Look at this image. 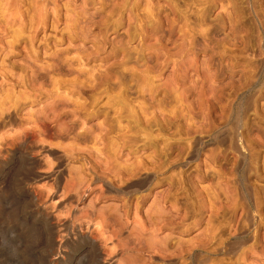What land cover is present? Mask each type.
I'll list each match as a JSON object with an SVG mask.
<instances>
[{"label": "rangeland", "instance_id": "1", "mask_svg": "<svg viewBox=\"0 0 264 264\" xmlns=\"http://www.w3.org/2000/svg\"><path fill=\"white\" fill-rule=\"evenodd\" d=\"M0 90V264H264V0H0Z\"/></svg>", "mask_w": 264, "mask_h": 264}, {"label": "bare ground", "instance_id": "2", "mask_svg": "<svg viewBox=\"0 0 264 264\" xmlns=\"http://www.w3.org/2000/svg\"><path fill=\"white\" fill-rule=\"evenodd\" d=\"M9 31V30H8ZM13 33V32H12ZM16 34V33H15ZM13 36V35H12ZM18 37H20V36H18ZM14 38V37H13ZM71 54V53H70ZM69 54V55H70ZM59 55V54H58ZM15 56V55H14ZM13 56V57H14ZM60 56V55H59ZM71 56V55H70ZM61 57V56H60ZM50 58V57H49ZM65 58V57H64ZM60 59V58H59ZM73 59V58H72ZM46 61L48 60V59H45ZM5 61V60H4ZM71 62H73V60L71 61ZM47 63V62H46ZM69 63H70V61H69ZM75 63V62H74ZM6 64V63H5ZM63 64V63H62ZM73 64V63H72ZM59 65V64H58ZM72 68H73V66H74V64H73V66L72 65H70ZM84 67V66H83ZM63 68V67H62ZM80 68V67H79ZM85 70V69H84ZM5 71V70H4ZM50 71V70H49ZM80 71V70H79ZM78 71V72H79ZM87 71V70H86ZM53 72H54V70H53ZM94 72V71H93ZM93 72H88L87 71V73H84L87 77L90 75V74H92ZM47 74H48V72H47ZM50 75V74H49ZM52 75V74H51ZM84 75V76H85ZM48 76V75H47ZM92 76V75H91ZM9 77V76H8ZM84 78V77H83ZM46 79V78H45ZM81 79V78H80ZM86 78H84V80H85ZM89 79H91V78H89ZM89 79H86V81L87 80H89ZM22 80V79H21ZM47 80V79H46ZM54 80V79H53ZM2 81H5V80H2ZM45 81V80H44ZM86 81H85V83H86ZM90 81V80H89ZM88 81V82H89ZM91 82H93V81H91ZM90 83V82H89ZM96 83V82H95ZM5 84V83H4ZM92 84V83H91ZM87 85V84H86ZM90 85V84H89ZM20 86V85H19ZM52 86V85H51ZM52 87H54V85L52 86ZM56 87H58V85L56 86ZM1 91V90H0ZM55 91H57V90H55ZM61 93V92H60ZM60 93H58V91L57 92H52V98L54 99V100H59V99H64V97L62 96V94H60ZM51 94V93H50ZM64 94V93H63ZM23 96H24V94H23ZM64 96H65V94H64ZM25 97V96H24ZM50 97H51V95H50ZM65 97H68L67 96V94H66V96ZM9 98H10V96H9ZM18 98V97H17ZM21 98V97H20ZM66 99V98H65ZM70 100V99H69ZM25 101V100H24ZM29 102V101H28ZM27 103V102H26ZM25 103V104H26ZM70 103V102H69ZM72 103H74V102H72ZM72 103H70V104H72ZM73 106V105H72ZM107 106V105H106ZM19 107V106H18ZM75 107V106H74ZM77 107V106H76ZM109 108V107H108ZM111 108V107H110ZM102 110V109H101ZM117 110V109H116ZM6 110H4L3 111V113L5 112ZM10 111V110H9ZM9 111H6V113L5 114H1L0 116H2V117H0V121L2 122V124L4 125L3 127L4 128H9V129H11V127L13 126V124H15L16 122H18V112H16L15 110L14 111H11V112H9ZM18 113V114H17ZM34 117V116H33ZM33 117H31V118H33ZM37 117V116H36ZM36 117H34V118H36ZM38 119H28L27 120V122H25V121H21V123H20V131L19 132H16V133H14V136H12L11 138H4L3 139V146H2V149H0V156L2 155V156H4V155H6V161H8V160H11L12 158H14L18 153H23L24 152V150H27L28 149V146L27 145H29V140H31V139H33V138H35L36 136H35V131L34 130H32V129H24L25 127H24V125H25V123H27V124H29L30 122H33L34 124H37V121ZM40 120V119H39ZM119 123V122H118ZM35 126V125H34ZM119 130V129H118ZM11 131H12V129H11ZM122 131V130H121ZM4 137V136H3ZM39 143H41V145H40V147H39V154H40V156L42 155H48L49 154V156H56L57 154H58V152H56V151H54V150H51L48 146H46L45 145V141H43V140H40V141H38ZM119 147V146H118ZM117 149V148H116ZM118 152V151H117ZM32 154V153H31ZM31 154L29 155V160L31 161V163H32V166L34 167L35 166V158L34 157H31ZM3 158H5V157H3ZM56 162H57V165H56V168L52 171V173H49V174H42V173H39L38 174V176H37V178H41V177H45L46 179H49V178H51L52 180H53V186H54V188L52 189V190H50L51 191V200H53V199H55L56 198V196L58 195V193H59V191H58V188H57V182L60 180V178L62 177V174H63V172H65L64 171V163L62 162V160L61 159H56ZM136 162H138L137 160H136ZM134 164V163H133ZM150 164V163H149ZM134 165H136V164H134ZM133 165V166H134ZM142 164H140V166H141ZM122 166V165H121ZM126 166V165H125ZM54 167V166H53ZM116 167V166H115ZM124 167V166H123ZM51 168V167H50ZM127 168L128 169H130L128 166H127ZM135 169H130V171H126V172H129L128 173V176H127V180H125L123 183L121 182V185H118V184H120L119 182L120 181H118V184L117 183H108V182H106V181H104L103 179H100V178H97L98 180H101V181H103L104 183H105V185L104 186H106V188H107V190H109L110 192L111 191H114V192H117V194L118 193H125V194H135V193H138V192H140L144 187H146L147 185H149V183H150V181H149V178H150V176L149 175H143L142 174V171L138 168V167H134ZM124 169H125V167H124ZM128 169H126V170H128ZM142 169V168H141ZM51 170V169H50ZM68 170V169H67ZM118 170V169H117ZM122 171V170H121ZM125 172V173H126ZM126 175H127V173H126ZM96 179V178H95ZM122 179V178H121ZM120 179V180H121ZM117 181V180H116ZM115 181V182H116ZM51 182V181H50ZM49 196V195H48ZM161 197V196H160ZM75 199V196H69V199L68 200H74ZM161 201V200H160ZM66 202L67 201H64V202H62L60 205H64V204H66ZM154 203V202H153ZM151 204V205H153L154 206V204ZM158 204V203H157ZM161 204V203H160ZM163 205V204H162ZM150 206V205H149ZM156 206V205H155ZM158 206H159V204H158ZM157 206V207H158ZM150 208H151V206H150ZM154 207H152V209H153ZM159 208V207H158ZM149 209V208H148ZM156 208H154L153 210H155ZM163 209V208H162ZM150 210V209H149ZM109 211H111V210H109ZM112 211H113V209H112ZM155 211H157V209L155 210ZM109 213V212H108ZM157 213H158V211H157ZM167 213V212H166ZM156 214V213H155ZM169 214H170V212H169ZM172 214V213H171ZM170 214V215H171ZM160 215V214H159ZM162 215V214H161ZM160 215V216H161ZM159 216V217H160ZM167 216V215H166ZM112 217V216H111ZM154 217H157V216H154ZM162 217H164V216H162ZM172 217V216H171ZM170 217V218H171ZM170 218H167V219H170ZM164 220H167V219H165V218H163ZM172 219V218H171ZM47 221H51L52 222V216H50V215H48V220ZM94 221L90 218V217H87L86 218V220L84 221V222H81L80 224H79V226L78 227H75L74 229H76V228H79V229H81L82 231H86V233L88 232V233H90V234H93V231H92V229H91V225H93L94 223H93ZM51 224V223H50ZM55 224V223H54ZM74 224V223H73ZM72 224V225H73ZM100 226V225H99ZM54 227V226H53ZM68 228V227H70L69 226V221H68V219H60V218H58V228ZM73 227V226H72ZM72 227H71V229H72ZM80 230V231H81ZM95 231H97V229L95 230ZM83 233V232H82ZM94 235H95V233H94ZM93 236V235H92ZM201 239V238H200ZM166 240V239H165ZM168 240V239H167ZM170 240V239H169ZM199 240V239H198ZM203 242V241H202ZM168 243V242H167ZM162 244V243H161ZM200 244V243H199ZM204 244V243H203ZM180 245V244H179ZM159 246V245H158ZM166 246V245H165ZM188 246V245H187Z\"/></svg>", "mask_w": 264, "mask_h": 264}]
</instances>
